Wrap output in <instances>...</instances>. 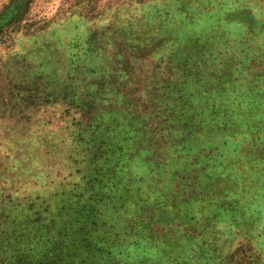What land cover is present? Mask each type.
Wrapping results in <instances>:
<instances>
[{
  "label": "rangeland",
  "instance_id": "1",
  "mask_svg": "<svg viewBox=\"0 0 264 264\" xmlns=\"http://www.w3.org/2000/svg\"><path fill=\"white\" fill-rule=\"evenodd\" d=\"M5 245L264 264V0H0Z\"/></svg>",
  "mask_w": 264,
  "mask_h": 264
},
{
  "label": "trees",
  "instance_id": "2",
  "mask_svg": "<svg viewBox=\"0 0 264 264\" xmlns=\"http://www.w3.org/2000/svg\"><path fill=\"white\" fill-rule=\"evenodd\" d=\"M7 245L5 246H2L1 247V253H3L4 251H6L8 248V246L6 247ZM19 251V250H18ZM14 253V252H13ZM46 253L47 251H44L43 252V255H42V258L43 257H46L45 260H42V259H38V261H36V263H33V264H69V263H66V262H63L62 259H58V258H52V257H49V256H46ZM24 253L22 252L21 253V256H24L23 255ZM16 256L18 257V261L17 262H14V264H18L19 262H21L20 260V255L19 253L16 254ZM11 259V258H10ZM25 260V264L29 263V259H24ZM28 260V261H27ZM0 264H12V263H5L4 260L0 257ZM31 264V263H30Z\"/></svg>",
  "mask_w": 264,
  "mask_h": 264
}]
</instances>
